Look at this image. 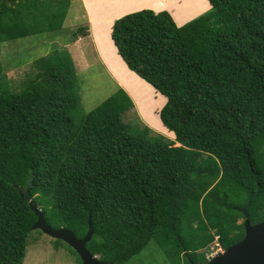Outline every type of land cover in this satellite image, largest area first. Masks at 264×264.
Returning a JSON list of instances; mask_svg holds the SVG:
<instances>
[{
	"label": "trees",
	"instance_id": "16d2710c",
	"mask_svg": "<svg viewBox=\"0 0 264 264\" xmlns=\"http://www.w3.org/2000/svg\"><path fill=\"white\" fill-rule=\"evenodd\" d=\"M200 1L210 8L181 25L191 16L124 14L142 4L113 14H124L112 24L114 53L166 98L158 116L174 139L134 130L122 87L80 115L66 48L34 59L18 85L0 63V264L24 260L37 219L21 195L29 181L46 223L83 237L90 219L86 246L110 264L151 239L185 264H205L212 244L242 239L240 208L258 185L248 218L264 220V0ZM70 2L0 0V52L61 28Z\"/></svg>",
	"mask_w": 264,
	"mask_h": 264
},
{
	"label": "rangeland",
	"instance_id": "374dc122",
	"mask_svg": "<svg viewBox=\"0 0 264 264\" xmlns=\"http://www.w3.org/2000/svg\"><path fill=\"white\" fill-rule=\"evenodd\" d=\"M118 1L128 4L140 1V4L146 2L147 5L158 2V0ZM161 1L171 5L172 8L175 7L173 11L177 15H189V17L203 13L211 6L210 4L203 7L200 0H179V4L177 0ZM127 7L129 6L123 5L118 10ZM86 8L82 0H71L61 28L44 29L36 34L10 40V43H6L4 47L2 44L0 63L10 83L18 85L26 74L31 73L34 59L47 55L57 48H66L76 68L80 115L97 106L118 87H122L134 101L133 109L124 114V120L136 131L147 125L151 128L152 134L159 133L174 139L175 134L163 126L158 116L166 99L152 85L130 70L123 60L122 63L116 57L113 48L115 45L110 35V21L107 24L110 17H113L110 16L102 21L97 17L92 19ZM48 25L49 23L47 27ZM77 29L80 31H76ZM72 34H75L73 38ZM78 118L77 116L76 119ZM214 245L215 243L211 246ZM168 250L167 246L151 239L142 250L121 264H185L183 255L177 258L171 256ZM74 263H77V256L66 245L40 229L30 231L22 264Z\"/></svg>",
	"mask_w": 264,
	"mask_h": 264
},
{
	"label": "water",
	"instance_id": "95a60500",
	"mask_svg": "<svg viewBox=\"0 0 264 264\" xmlns=\"http://www.w3.org/2000/svg\"><path fill=\"white\" fill-rule=\"evenodd\" d=\"M257 180V176H255ZM29 184L21 192L22 198L29 203L30 208L34 211L37 219L32 224V229H40L44 233L55 239H61L72 247L81 259L82 264H110L108 261L100 259L94 255L86 246L92 238L93 228L90 219H88V229L83 237H77L76 234L64 227L54 228L45 221L42 210L32 199L29 193ZM257 189L249 194L246 204L240 208L244 215L245 232L241 240L216 253L207 260L205 264H264V220L258 223H251L248 218V208L252 199L257 195ZM191 264H196L190 261Z\"/></svg>",
	"mask_w": 264,
	"mask_h": 264
},
{
	"label": "crops",
	"instance_id": "0c3cea01",
	"mask_svg": "<svg viewBox=\"0 0 264 264\" xmlns=\"http://www.w3.org/2000/svg\"><path fill=\"white\" fill-rule=\"evenodd\" d=\"M143 1H146V0H142V2ZM178 1L179 0H177V2ZM82 2L86 5V7H87L86 9L89 10L88 15H91L92 19L94 17H97L101 21H102V19L105 20V19L109 18L110 16L113 17V14L123 5L124 6H132V4H133V7H134L137 3L140 4L139 3L140 1L128 4L124 1L119 2L118 0H82ZM88 4H89V8H88ZM178 4H179V2H178ZM139 6L140 7L134 8V10L125 12L124 14H127V13L132 12V11L144 9V8H149V9H152L154 11L167 10L171 13L175 9V7L172 8V7H170L171 5H167L166 2L164 3V1H161V0H158V2H155V4H150V5H147L146 2H143L142 5H139ZM200 13H198L197 15H195V16L187 19V20H184L181 23L176 22V24L181 25V24L185 23L186 21L198 16ZM124 14H122V15H124ZM122 15L112 18V22L110 24V32H111V28H112V24H113L114 20L121 17ZM92 26H93V24H92Z\"/></svg>",
	"mask_w": 264,
	"mask_h": 264
},
{
	"label": "built area",
	"instance_id": "2783aa9c",
	"mask_svg": "<svg viewBox=\"0 0 264 264\" xmlns=\"http://www.w3.org/2000/svg\"><path fill=\"white\" fill-rule=\"evenodd\" d=\"M223 251V249L218 245V243H215L214 246H210V248L207 250L206 256L208 259L213 257L216 253Z\"/></svg>",
	"mask_w": 264,
	"mask_h": 264
},
{
	"label": "bare ground",
	"instance_id": "6f19581e",
	"mask_svg": "<svg viewBox=\"0 0 264 264\" xmlns=\"http://www.w3.org/2000/svg\"><path fill=\"white\" fill-rule=\"evenodd\" d=\"M121 57V56H120ZM123 60V59H122ZM124 61V60H123Z\"/></svg>",
	"mask_w": 264,
	"mask_h": 264
}]
</instances>
